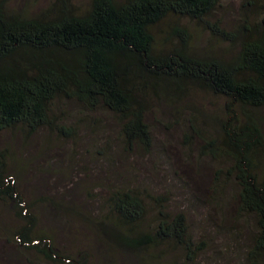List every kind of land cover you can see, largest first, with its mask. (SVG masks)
Returning a JSON list of instances; mask_svg holds the SVG:
<instances>
[{
    "label": "trees",
    "instance_id": "16d2710c",
    "mask_svg": "<svg viewBox=\"0 0 264 264\" xmlns=\"http://www.w3.org/2000/svg\"><path fill=\"white\" fill-rule=\"evenodd\" d=\"M7 2L0 0V132L20 133L28 141L46 131L40 144L47 145L50 133L75 139V126L94 133L98 118L92 115L110 112L127 148L150 154L156 144L151 119L179 129L191 160L197 147L210 165L220 162L216 170L211 165L207 198L186 185L183 198L203 207L231 194L239 230L254 229L247 261L264 264V15H251L257 0H243L238 22L225 26L211 20L222 0H91L83 13L72 11L66 0L52 14L34 16L10 9ZM172 19L202 24L227 42L232 54L194 52L187 24L171 27ZM165 24L172 28L169 35L186 37L181 44L158 45L156 32ZM195 88L220 96L222 113L199 116L198 107L182 106L181 98ZM32 164L0 149V203L19 208L12 234L2 227L0 237L47 264H107V253L88 245L73 252L60 249L66 232L39 224L19 181ZM134 167L114 168L118 184L102 185L98 207L106 218L105 233L109 219L122 246L147 253L143 264H198L210 242L193 235L188 213L172 209L166 192L153 195L143 188L142 176L133 181ZM4 250L1 245L0 256Z\"/></svg>",
    "mask_w": 264,
    "mask_h": 264
},
{
    "label": "rangeland",
    "instance_id": "374dc122",
    "mask_svg": "<svg viewBox=\"0 0 264 264\" xmlns=\"http://www.w3.org/2000/svg\"><path fill=\"white\" fill-rule=\"evenodd\" d=\"M64 1L66 0H8L7 5L12 10L34 16L52 14V8L63 6ZM242 1L222 0V6L217 9L211 20L219 19L224 26L235 25L243 10ZM70 2L72 11L76 13L87 11L91 5V0ZM251 15H254V18L264 15V0H257V6ZM169 22L171 27L178 22L187 24L190 33L189 48L194 52L204 54L209 51L225 58L232 54L233 49L231 50L227 42L214 37L202 24L185 19H172ZM171 29L168 24L161 26L160 30L157 29V43L160 47L181 44L182 39L186 38L169 35ZM222 104L223 99L220 96L199 91L197 88L189 90L181 98L182 106L198 107L199 116L205 113H222ZM262 111L260 122L264 133V110ZM92 116L98 118L94 133H90L91 128L87 130L83 126H75V139L65 140L56 133H50L47 145L40 144L47 134L46 131L32 136L28 141L20 133L0 132V149L8 148L16 160L25 158L33 162L31 168L19 179L20 185L30 199L39 224L44 228H62L66 232L60 236V249L65 247L67 251L73 252L88 245L95 253H107V264H143L141 256H146L147 253L134 252L122 246L113 234L114 229L109 219L108 234L105 233L106 218L98 207L105 194L102 185L119 182L114 168L125 169L134 164V170L129 171L134 172L133 181L141 179L142 176L143 188L150 193L154 195L166 192L163 193L166 194L164 197L170 201L169 206L172 209L181 207L188 213L193 235L205 236L210 242V248L205 250L198 264H249L246 252L254 229L248 225L252 228L239 230L238 226L241 224L234 220L237 217L236 202L231 194H227L225 200L205 202L203 207H199L200 204L191 205L183 198L188 192L183 190L184 185L208 197L206 188L213 180L211 165L216 170L220 167L219 160H213L210 165L209 158L200 156L197 147L191 151L195 155V160H191L187 152L184 153L187 146L183 142L181 131L167 129L155 119H151L156 141L153 152L147 154L143 150H129L121 136L119 125L113 118L116 117L114 114L108 112ZM217 127L210 126V132L215 131ZM99 152L105 155L102 156ZM104 159L108 161L105 162ZM260 159L264 169V152L261 153ZM104 162H108V166ZM126 178L130 180V177ZM90 188L92 195L87 193ZM71 198L74 203L69 204ZM60 201L65 204L60 205ZM71 207H74L75 211L68 210ZM17 208L18 206L14 207L12 203H0V229L6 228L10 235L18 219ZM234 227L239 231L236 232ZM1 245H5L6 250L3 251L4 255L0 256V264L48 263L35 252H20L14 242L8 243L0 237ZM28 257H33V261H28Z\"/></svg>",
    "mask_w": 264,
    "mask_h": 264
}]
</instances>
